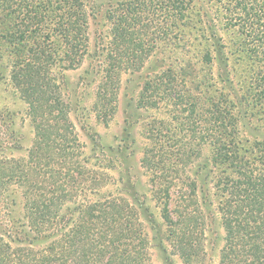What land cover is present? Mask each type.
<instances>
[{
  "label": "trees",
  "instance_id": "16d2710c",
  "mask_svg": "<svg viewBox=\"0 0 264 264\" xmlns=\"http://www.w3.org/2000/svg\"><path fill=\"white\" fill-rule=\"evenodd\" d=\"M106 6L111 27L109 41L104 39L106 65L95 108L101 106L104 117L110 114L121 75L152 67L137 108L192 109V148L180 147L177 160L192 165V180L190 194L178 192L186 205L176 221L170 210L173 181L167 177L172 168L162 160L164 137L158 128L148 131L152 149H144L139 160L162 219L158 225L149 213L155 236L162 226L173 228L170 235L180 256L188 264H200V227L219 222L224 232L219 264H264V138L255 127L248 133L252 141L242 134L255 116L243 108L245 96L255 99L261 110L264 104V0H118L114 5L99 0H0V54L15 62L10 77L29 102L36 130L25 157L0 159V201L10 207L17 195L26 220L21 238H0V264H149L138 209L121 196L134 185L108 175L119 161L109 147L94 142L89 154L83 152L68 118L69 105L49 77L54 66L61 76L82 65L89 54L88 19ZM150 16L158 18L159 40L166 48L171 40L183 42L173 47L179 57H167L162 49L153 60L151 51L134 41V27ZM191 47L195 57L201 54L200 68L191 61ZM40 78H47L40 86L47 107L35 118ZM12 148L21 149L17 140ZM119 183L123 185L116 195L107 191ZM191 226L192 240L186 239ZM45 242L51 243L36 253L27 247Z\"/></svg>",
  "mask_w": 264,
  "mask_h": 264
},
{
  "label": "rangeland",
  "instance_id": "374dc122",
  "mask_svg": "<svg viewBox=\"0 0 264 264\" xmlns=\"http://www.w3.org/2000/svg\"><path fill=\"white\" fill-rule=\"evenodd\" d=\"M117 1L99 0V3L114 5ZM103 8L98 16H92L88 19L89 54L83 60L82 65L78 69L62 73L66 76L64 78H62V75L60 76L61 69L54 66L50 70L49 77L55 79V83L60 87L62 100L69 105L68 118L83 147V152L89 154L94 142L97 145L109 147L113 153H110L111 156H116L119 161L115 166L116 169L109 170L108 175L115 179H121L123 182L129 180L134 185L133 191L130 193L127 191L128 195L121 192L123 194L121 196L126 197L138 209L137 211L140 214V220L146 232L143 245V254L146 260L148 259L149 264H188L180 256L179 250L174 247L173 242L175 243V241H173V236L170 235L173 228L162 226L159 228L162 231L158 232L157 230L155 236L156 229L150 226L149 213H152L158 225H162V219L157 203L150 200L153 194L149 192L151 185L147 184L148 174L141 168L139 160L143 156L144 149H152L150 138L147 136L148 131L153 132L158 128L159 133L164 137L160 152L162 160L166 163L165 165L172 168L167 177L173 181V201L170 204V210L173 213L171 219L176 221L178 212L183 210L184 205H186L178 192L182 191L185 194H190L188 183L192 180V165L183 166L182 162L177 163V160L180 158L178 152L180 147L192 148V109L188 107L181 108L184 107L182 105L177 107V112L173 111L174 109L171 106L148 109L137 108L136 101L140 96L147 75L153 70L152 67L133 74L125 73L121 75L117 98L111 102V109L108 111L110 114L104 117L101 113V106L95 108L97 85L100 78H102V69L106 65L104 39L108 38L111 27L105 16L107 6ZM159 24L156 16L143 19L139 25L134 27L137 30L136 36L138 37V39L133 38L134 41L141 42L145 49L150 50L152 57H154L153 60L161 56L162 49L167 57H179L180 51L173 47L176 45L182 47L183 42L171 40L168 43L170 47L166 48L167 43L165 44L162 40H159L161 36ZM194 45L192 41V47ZM192 47L191 61L192 63L197 62L198 64L195 66L200 68L201 54L195 57L196 52L192 51ZM170 50L174 52L172 55L169 54ZM188 57L186 56L185 59H188ZM14 64L13 60H9L4 54H0V159L2 160L25 157L27 150L33 146L35 141V120L30 112L29 102L22 98V94L17 88L18 81H13L10 77L11 72L15 69ZM212 71L210 76L214 78L216 77L215 71ZM204 74H208L207 67L204 69ZM55 76H60V79L58 80ZM46 81L47 78H44V80L40 78L37 82L35 96H39V106L35 109V118L41 116L47 107V95L44 93L45 90L40 88V86L45 85ZM243 102V108L248 113H255V116L252 118V123L244 125L242 134L252 141L253 139L250 138L252 136L248 133H254L252 128L255 127L259 138H264V114L258 112L264 111V104L262 110L259 106L256 107L255 99L253 100L251 96H245ZM245 102L249 104H245ZM104 111L107 112L106 109ZM180 119L183 121L181 122ZM166 129L170 130V133L166 132ZM169 135L170 137H167ZM13 140L18 141L21 147L19 151L12 148ZM119 149H122L123 153L120 156L115 155V151ZM89 166L93 168L92 165ZM122 185V183H119L113 187H108L107 191L111 190L113 195H116L115 189L118 191ZM14 199L15 201L10 207L0 201V238L5 241L21 238L22 224L26 223L22 215L23 209L20 198L16 195ZM10 200L12 199H8V201ZM145 208L149 210L145 211ZM180 225L182 226V223H179ZM190 225H192V221ZM189 230L190 233H186V239L192 240V226ZM200 230H203V234L198 236L200 264H219L221 250L224 246L222 226L219 222H213L212 225L202 223ZM49 243L51 242L33 247L27 245V247L33 253H36L46 250ZM12 245L15 246V244ZM18 247L26 248V246ZM196 264H199V262Z\"/></svg>",
  "mask_w": 264,
  "mask_h": 264
}]
</instances>
